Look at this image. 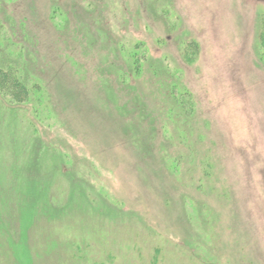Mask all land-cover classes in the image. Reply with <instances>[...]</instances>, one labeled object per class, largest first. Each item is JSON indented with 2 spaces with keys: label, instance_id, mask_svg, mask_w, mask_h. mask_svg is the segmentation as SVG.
I'll use <instances>...</instances> for the list:
<instances>
[{
  "label": "rangeland",
  "instance_id": "rangeland-1",
  "mask_svg": "<svg viewBox=\"0 0 264 264\" xmlns=\"http://www.w3.org/2000/svg\"><path fill=\"white\" fill-rule=\"evenodd\" d=\"M0 264H264V0H0Z\"/></svg>",
  "mask_w": 264,
  "mask_h": 264
},
{
  "label": "trees",
  "instance_id": "trees-1",
  "mask_svg": "<svg viewBox=\"0 0 264 264\" xmlns=\"http://www.w3.org/2000/svg\"><path fill=\"white\" fill-rule=\"evenodd\" d=\"M30 89L36 91L38 99H42L41 88H28L20 79L17 71L11 66L0 67V93L12 102H25L29 98Z\"/></svg>",
  "mask_w": 264,
  "mask_h": 264
}]
</instances>
